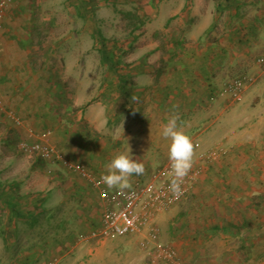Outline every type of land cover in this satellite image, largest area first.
Wrapping results in <instances>:
<instances>
[{"label":"rangeland","instance_id":"1","mask_svg":"<svg viewBox=\"0 0 264 264\" xmlns=\"http://www.w3.org/2000/svg\"><path fill=\"white\" fill-rule=\"evenodd\" d=\"M2 1L0 264H264V24L235 46L248 48L247 58H229L202 97L185 88L186 107L167 85L171 66H186L187 51L239 25L224 14L214 23V0ZM95 29L132 74L130 95L102 61ZM237 76H246L240 99L228 90ZM181 104L198 169L187 195L156 214L154 238L145 229L92 234L107 204L63 160L96 176L130 147L145 165L132 184L149 179L169 162L162 126ZM45 130L56 156L20 149ZM9 195L23 215L5 204Z\"/></svg>","mask_w":264,"mask_h":264},{"label":"built area","instance_id":"2","mask_svg":"<svg viewBox=\"0 0 264 264\" xmlns=\"http://www.w3.org/2000/svg\"><path fill=\"white\" fill-rule=\"evenodd\" d=\"M5 9V2L0 0V17ZM260 64H264V49L257 58ZM246 76H237L228 83V90L236 98L240 99ZM49 130L42 131L38 140L34 142L19 141V147L25 152H36L45 159L56 156V151L49 142ZM194 142V141H193ZM196 145V142H194ZM63 164L71 170L79 172L86 177L98 191L100 198L107 204V211L103 217L101 230L92 231L96 234L103 229V233L124 235L129 233H140L144 229L154 238L158 233L153 219L157 213L182 200L188 193L192 181L196 180L198 169L192 167L189 175L182 185L183 194L174 196L169 189L171 178L170 163L159 167L149 179L136 181L131 189L117 190L108 188L103 183V174L93 175L81 163L71 160H63ZM172 252L169 253L171 255ZM175 264H182L176 261Z\"/></svg>","mask_w":264,"mask_h":264},{"label":"crops","instance_id":"3","mask_svg":"<svg viewBox=\"0 0 264 264\" xmlns=\"http://www.w3.org/2000/svg\"><path fill=\"white\" fill-rule=\"evenodd\" d=\"M217 1L218 0H214V8L213 12H211V18L213 17L214 23L224 14V16H226L224 20L230 21L233 19L236 20L239 25L227 28V33L221 35L222 37H216L213 39V42L205 41L202 46L204 48L195 47L193 51H187L188 55L184 56L187 69L193 74V79H195V77L197 78L195 80L199 82V87H202V90L197 94L199 97H202V94L205 93L204 89L211 84L210 78H212L213 74L223 67L229 58H235V56L238 55L247 58L249 49L236 48L235 46L246 44V40L248 43L251 39L248 37L264 24V0L225 1L230 7L221 11H216ZM248 5L254 8V12H250L249 16L245 14V6ZM212 26L213 25L210 27V35H212ZM188 63H190V65ZM205 85L207 86L205 87Z\"/></svg>","mask_w":264,"mask_h":264},{"label":"clouds","instance_id":"4","mask_svg":"<svg viewBox=\"0 0 264 264\" xmlns=\"http://www.w3.org/2000/svg\"><path fill=\"white\" fill-rule=\"evenodd\" d=\"M162 136L170 141L168 146V160L171 169L169 189L174 196L179 197L183 194L182 185L194 164L195 145L191 135L181 123L178 106L173 107L171 115L163 124ZM144 172V163L133 158L129 147L114 155L106 166V174H103L101 179L108 188L122 191L131 189V178L143 175Z\"/></svg>","mask_w":264,"mask_h":264},{"label":"trees","instance_id":"5","mask_svg":"<svg viewBox=\"0 0 264 264\" xmlns=\"http://www.w3.org/2000/svg\"><path fill=\"white\" fill-rule=\"evenodd\" d=\"M225 1H230V0H218L217 1L216 11H221L223 9L230 7V5L228 3H226ZM137 20H139V19H137ZM137 20H134L133 23L135 24ZM129 23L131 24L132 22H129ZM93 37L99 43L98 50L101 52L102 61L107 65L108 70L114 74V78H115L114 81L116 83V87L118 88L119 93L122 95H130L129 94L130 92H129V90H127L128 89L127 87H128V85L132 84V74L129 72L123 71V69H121V67L122 68H124V67L118 65V63H119L118 58H115L112 55L111 50L108 48V40L101 34L99 29L94 30ZM188 64L190 65V63H188ZM171 67L174 69V71L172 72L171 76L168 78L169 82L167 80V85L172 86L175 89V91H179V95H181L183 97V98H178L177 103H183L184 102L185 106L188 107L187 103H188L189 99H188L187 95L189 94V91H188L189 89L187 90L185 88L193 86L196 94L193 92V90L190 93H191V95L192 94L197 95L198 92H200L202 90V87L200 86L198 88L197 84L191 85V84L196 83L195 79H197V78L195 77V79H193V74H191L190 70L187 69V66H184L182 68L179 67V69L175 65H173ZM184 77H186L185 80L183 79ZM159 90H161L163 92V88L159 89ZM164 98H166V95L163 94L162 100H164ZM182 100H183V102H181ZM164 105H165V103H164ZM183 105L184 104H181L180 107L178 108L179 114H180V112H183L186 110V108H184ZM18 203H20V202L18 200L16 201V199L10 195L5 200V204L9 207V209L12 213L17 214V215H23L25 213L24 209L20 208L18 206Z\"/></svg>","mask_w":264,"mask_h":264}]
</instances>
